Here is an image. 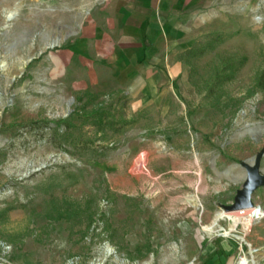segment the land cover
<instances>
[{
    "label": "rangeland",
    "instance_id": "374dc122",
    "mask_svg": "<svg viewBox=\"0 0 264 264\" xmlns=\"http://www.w3.org/2000/svg\"><path fill=\"white\" fill-rule=\"evenodd\" d=\"M111 1L0 0V264H264V186L216 222L264 149V0H162L161 61L86 86Z\"/></svg>",
    "mask_w": 264,
    "mask_h": 264
},
{
    "label": "crops",
    "instance_id": "0c3cea01",
    "mask_svg": "<svg viewBox=\"0 0 264 264\" xmlns=\"http://www.w3.org/2000/svg\"><path fill=\"white\" fill-rule=\"evenodd\" d=\"M161 1H111L109 7L112 13L106 14L102 22L98 20L96 32L91 31L86 36L87 55L81 60L82 67L86 68V75L82 77L86 80V86H94L103 79L102 67L111 72L116 63L123 64L124 70H136L140 64L138 70L144 73L147 67L161 61L155 55L158 41H168L172 31L165 22L166 12L161 8L164 5ZM102 23H106V26ZM140 74L141 79L145 78V75Z\"/></svg>",
    "mask_w": 264,
    "mask_h": 264
},
{
    "label": "water",
    "instance_id": "95a60500",
    "mask_svg": "<svg viewBox=\"0 0 264 264\" xmlns=\"http://www.w3.org/2000/svg\"><path fill=\"white\" fill-rule=\"evenodd\" d=\"M263 155L264 149L252 160V164H244L247 170L245 181L242 188L237 191L234 202L230 205H223L225 212L240 211L254 206L252 195L257 188L264 186V174L260 172V162Z\"/></svg>",
    "mask_w": 264,
    "mask_h": 264
},
{
    "label": "bare ground",
    "instance_id": "6f19581e",
    "mask_svg": "<svg viewBox=\"0 0 264 264\" xmlns=\"http://www.w3.org/2000/svg\"><path fill=\"white\" fill-rule=\"evenodd\" d=\"M14 16L13 13H10L9 16H8V19H12ZM264 216V211L258 209V208H252V214H251V217L250 218H242V219H235V223L236 224H239V223H243L244 224V227L246 229H249L251 227V225L254 223V221H256L257 219H260ZM229 218V219H232L233 215H232V212H221L217 215V218H216V222L219 220V219H222V218ZM234 219V218H233ZM223 229H215V228H210L209 231L212 232V233H216V232H220L222 231ZM225 231V230H224ZM222 235L224 236H229L230 235V232L228 231H225ZM235 238H237L240 242L244 243L245 242V238L244 236H237V235H233ZM250 249V254H253L255 252V250L253 248H249ZM241 264H256V261L255 259H251V258H248V257H242L241 259Z\"/></svg>",
    "mask_w": 264,
    "mask_h": 264
},
{
    "label": "trees",
    "instance_id": "16d2710c",
    "mask_svg": "<svg viewBox=\"0 0 264 264\" xmlns=\"http://www.w3.org/2000/svg\"><path fill=\"white\" fill-rule=\"evenodd\" d=\"M213 40H211V41H209L207 44H206V46L205 47H211L213 44ZM187 53L188 54H193V53H195L196 54V52H195V50L194 49H189V50H187Z\"/></svg>",
    "mask_w": 264,
    "mask_h": 264
}]
</instances>
